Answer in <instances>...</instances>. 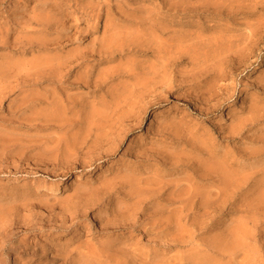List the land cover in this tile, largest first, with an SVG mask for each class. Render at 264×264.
<instances>
[{
    "label": "rangeland",
    "instance_id": "1",
    "mask_svg": "<svg viewBox=\"0 0 264 264\" xmlns=\"http://www.w3.org/2000/svg\"><path fill=\"white\" fill-rule=\"evenodd\" d=\"M1 246L264 264V0H0Z\"/></svg>",
    "mask_w": 264,
    "mask_h": 264
},
{
    "label": "bare ground",
    "instance_id": "2",
    "mask_svg": "<svg viewBox=\"0 0 264 264\" xmlns=\"http://www.w3.org/2000/svg\"><path fill=\"white\" fill-rule=\"evenodd\" d=\"M230 70V69H229ZM228 73V72H227ZM213 76V75H212ZM217 77V76H216ZM263 86V85H262ZM220 88V87H219ZM220 90H221V88H220ZM203 92V91H202ZM205 92V91H204ZM174 93V92H173ZM215 95V94H214ZM217 95V94H216ZM176 96H178V95H176ZM220 96V95H219ZM217 98V97H216ZM216 100V99H215ZM214 100V101H215ZM189 101V100H188ZM217 103V102H216ZM212 105V104H211ZM210 105V106H211ZM203 107V106H202ZM210 108V107H209ZM206 109V108H205ZM246 124V123H245ZM259 124V123H258ZM245 132V131H244ZM102 157V156H101ZM222 168H224V167H222ZM236 177V176H235ZM62 178V177H61ZM234 179V178H233ZM152 180V179H151ZM154 180V179H153ZM152 180V181H153ZM145 181H147V180H145ZM149 181H150V179H149ZM229 181V180H228ZM154 182V181H153ZM158 182V181H157ZM228 183V182H227ZM108 184V183H107ZM224 184H226V183H224ZM228 184H226V186H227ZM233 185H235V184H233ZM60 186V184L57 186V187H55L53 190H54V192L58 189V187ZM224 186V185H223ZM228 187V186H227ZM186 187H184L183 188V190L185 189ZM221 189H223V188H221ZM227 189V188H226ZM225 188H224V190H226ZM182 190V189H181ZM182 190V191H183ZM223 190V191H224ZM182 191H180V192H182ZM231 191V190H230ZM222 192V191H221ZM220 193V192H219ZM222 196V195H221ZM216 198H217V196H216ZM223 199V198H222ZM222 199H220V200H222ZM190 201H191V199H190ZM209 203V202H208ZM191 205V204H190ZM126 207V206H125ZM167 208H168V206H167ZM181 207H179V209H180ZM184 208V207H183ZM196 208V207H195ZM125 210V209H124ZM205 211V210H204ZM140 213V212H139ZM144 216V215H143ZM146 216V215H145ZM141 218V217H140ZM177 225V224H176ZM124 226V225H123ZM122 226V227H123ZM169 239V238H168ZM21 240V239H20ZM23 240V239H22ZM24 242V241H23ZM22 241H21V243H23ZM25 248V247H24ZM88 251H89V249H88ZM244 251V250H243ZM93 252V251H92ZM4 253H7L8 255L10 254V251L9 250H7V249H5V248H3V246H1V248H0V256L1 255H3ZM88 255V254H87ZM239 255H241V253L239 254ZM246 255V254H245ZM14 257H16V256H14ZM11 258V257H10ZM13 258V257H12ZM11 258V259H12ZM43 258V257H42ZM16 259H17V257H16ZM27 259V258H26ZM35 259V258H34ZM1 261V260H0ZM237 261H239V260H237ZM22 263V262H21ZM250 264V263H249Z\"/></svg>",
    "mask_w": 264,
    "mask_h": 264
}]
</instances>
